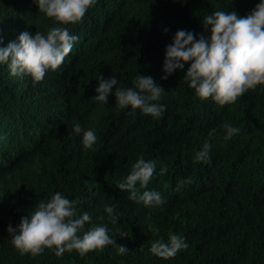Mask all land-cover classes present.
Wrapping results in <instances>:
<instances>
[{"label": "trees", "instance_id": "16d2710c", "mask_svg": "<svg viewBox=\"0 0 264 264\" xmlns=\"http://www.w3.org/2000/svg\"><path fill=\"white\" fill-rule=\"evenodd\" d=\"M258 2L96 0L80 22L66 25L79 40L41 82L0 65V264H264V85L219 106L188 86L187 63L161 79L166 47L178 30L200 34L204 16L216 10L243 16ZM53 26L33 0H0V47L22 32ZM139 73L164 90L159 103L167 110L160 119L117 109L114 95L108 103L92 99L99 74L130 87ZM75 122L95 131L94 151L82 148ZM225 122L240 133L225 139ZM205 143L210 161L195 162ZM140 156L155 160L157 172L168 169L148 184L165 198L159 207L130 201L115 186ZM57 191L79 200L80 212L107 224L129 252L119 255L109 245L84 256L58 257L47 248L21 255L7 226ZM105 205L115 206L117 224L108 223ZM170 231L183 235L188 248L168 259L152 254L151 242L167 240Z\"/></svg>", "mask_w": 264, "mask_h": 264}, {"label": "clouds", "instance_id": "9594fccd", "mask_svg": "<svg viewBox=\"0 0 264 264\" xmlns=\"http://www.w3.org/2000/svg\"><path fill=\"white\" fill-rule=\"evenodd\" d=\"M33 2L38 12L51 18L57 26L50 27L46 33L22 32L17 41L0 47V65H6L12 76L30 77L33 83H39L48 70L54 71L62 64L79 40L66 25L80 22L96 0ZM164 31L167 32V29ZM186 63L188 67L183 79L188 86L201 100L210 98L219 106L235 103L250 89L264 85V0H259L243 16L235 10H216L204 16L200 34L178 30L166 47L161 79H167L176 70L183 71ZM96 81L97 95L92 99L99 103H108L109 96L114 95L117 109H129L132 115L138 109L153 119H160L167 110L165 104L159 103L164 90L152 76L139 73L130 87L117 86L115 75L105 79L99 74ZM221 127L226 132L225 139H231L241 131L228 122ZM72 131L80 135L84 150H95L98 137L93 129L75 122ZM210 147L207 143L203 144L195 154V162H209ZM156 169L155 160L140 156L132 164L130 174L115 186L128 192L130 201L145 207H159L166 203L165 198L159 191L148 189V184L154 174L163 175L168 169L166 166H161L159 172ZM188 182H191L190 179ZM140 189L146 190L141 193ZM80 204L79 200L69 199L59 191L38 201L35 210L22 216L15 227L11 224L7 226L10 243L21 255L37 256L47 248L58 257L72 251L84 256L109 245L115 247L117 254H127L128 248L116 243V238L109 234L107 224L93 223L88 212H80ZM104 211L108 223L117 224L119 214L115 206L105 205ZM125 236L120 233L121 238ZM188 246L183 235L170 231L167 240L158 238L152 241L149 250L158 257L168 259Z\"/></svg>", "mask_w": 264, "mask_h": 264}]
</instances>
